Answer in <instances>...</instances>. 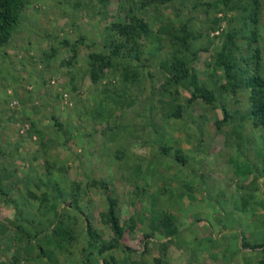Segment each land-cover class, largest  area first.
<instances>
[{
  "label": "rangeland",
  "instance_id": "obj_1",
  "mask_svg": "<svg viewBox=\"0 0 264 264\" xmlns=\"http://www.w3.org/2000/svg\"><path fill=\"white\" fill-rule=\"evenodd\" d=\"M250 56L264 75V0H24L0 46V264H264V126L219 59Z\"/></svg>",
  "mask_w": 264,
  "mask_h": 264
},
{
  "label": "trees",
  "instance_id": "obj_2",
  "mask_svg": "<svg viewBox=\"0 0 264 264\" xmlns=\"http://www.w3.org/2000/svg\"><path fill=\"white\" fill-rule=\"evenodd\" d=\"M23 3L24 0H0V46L4 45L10 38L12 30L14 29L15 25L18 22ZM114 25L115 26L119 25L121 27V24L116 23ZM124 30L125 32H127V30L132 31L134 29L130 27H126L124 28ZM182 38H184V36H182ZM110 47L113 53L115 54L118 53L119 50L117 48V42H111ZM251 58H253V56H250L249 59L245 58L244 59L245 65L244 66L239 65L237 69L234 68L232 69L233 67L232 65H234V63L237 60L234 59L233 61H228L227 63L225 59L222 58L219 59L221 61L220 64L226 67L225 70L228 73L227 75H230L231 79L237 77V74H239L242 75L241 77L242 80H244L248 85H250L252 106H253L252 112L255 117V122L261 123L264 126V75L259 71L258 64H256L257 61H255L256 65L254 64L253 68H251L250 66ZM101 60L104 63L105 61L103 60H106V57L102 56ZM170 64L173 65L176 68V70L180 69L181 71V73L177 75V79L187 75L188 67L186 65L187 64L186 61H184L176 54H174L170 59ZM194 96H200L206 99L207 101H211L213 96V91L204 84L195 83V92L193 93L192 97ZM108 201H109V207H108L109 221L113 230L119 234L121 232V225L119 222V218L115 213L112 198L108 197ZM162 222L166 227L169 228V230L173 229L172 226L173 222L170 214L167 213L164 214Z\"/></svg>",
  "mask_w": 264,
  "mask_h": 264
}]
</instances>
